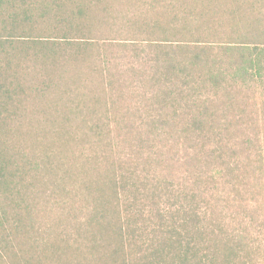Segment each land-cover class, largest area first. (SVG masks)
<instances>
[{
    "label": "trees",
    "instance_id": "16d2710c",
    "mask_svg": "<svg viewBox=\"0 0 264 264\" xmlns=\"http://www.w3.org/2000/svg\"><path fill=\"white\" fill-rule=\"evenodd\" d=\"M62 32L81 33L72 28ZM183 33L189 32L182 29L175 34ZM232 36L235 39L222 44L158 42L146 45L147 52L140 49L150 54L151 80L161 89L159 104L172 109L173 122L186 123L180 133L202 132L214 122L215 113L203 99L204 92L200 95L201 86L214 96L224 85L237 83L264 91V29H239ZM100 51L94 43L68 37L0 40V264H245L252 260L243 251V235L227 232L228 223L222 222L226 217L210 204L204 208L196 201L201 187L177 195L172 185L163 189L147 178L141 180L136 166L121 158L115 162L113 152L108 153L110 125L100 118L91 123V117L99 116L94 106L76 104L67 113L84 116L85 110L90 116L89 137L103 152L94 157L95 164L103 162L95 178H79L63 169L56 139L62 126H52L59 131L48 144L40 139L38 130L42 136V125L55 119L46 118L39 129L33 125L36 114L48 113L37 100H51L56 90L60 101L69 95L66 86L60 87L67 79L66 63L100 56ZM25 61L35 66L33 72L29 67L25 72ZM94 101L98 103L97 97ZM104 116L109 118L108 112ZM223 148L222 141L214 143L213 159L222 161L232 153L230 161L222 164L235 165L232 149L225 153ZM69 177L80 180L77 188L67 185ZM219 177L212 173L209 183ZM70 193V205L64 199L60 204L65 206V218L42 227L40 220L50 212L42 201ZM180 196L182 203H172ZM54 228L58 233L48 232Z\"/></svg>",
    "mask_w": 264,
    "mask_h": 264
},
{
    "label": "rangeland",
    "instance_id": "374dc122",
    "mask_svg": "<svg viewBox=\"0 0 264 264\" xmlns=\"http://www.w3.org/2000/svg\"><path fill=\"white\" fill-rule=\"evenodd\" d=\"M67 28L81 33L66 35L62 31ZM254 28L264 29V0H3L0 4L1 41L68 37L101 48L100 56L66 63L63 73L67 79L60 87L66 86L69 95L60 101V90H56L51 100L36 102L48 113L36 114L33 125L39 129L46 118L55 119L42 125V136L38 130L41 140L48 144L59 131L52 126H62L56 139L63 169L86 179L101 171L103 162L95 164L94 157L103 152L89 137L90 116L85 110L84 116L67 113L76 104L94 106L99 116L91 117V123L100 118L110 125L108 153L113 152L115 162L121 158L136 166L141 180L147 178L163 189L172 185L175 194L201 187L202 195L196 197L201 207L210 204L226 217L222 222L228 223V233L245 238L243 251L252 259L245 264H264V91L237 83L224 85L214 96L201 86L200 95L204 92L203 99L214 111V122L202 132L180 133L186 123L173 122L172 109L159 104L161 89L151 80L152 62L145 53L146 45L158 42L222 44L235 39V31ZM182 29L189 33L175 34ZM22 67L25 72L28 67L32 72L35 69L27 61ZM220 141L225 153H230L228 149L234 152L235 165L222 164L230 161L232 153L222 161L213 159L210 152ZM215 172L220 177L211 184L209 178ZM72 177L67 185L77 188L80 180L72 181ZM72 196L57 194L50 202L42 201L50 212L40 220L41 226L50 228L64 219L61 200L70 205ZM181 199L170 198L169 204L182 203ZM48 232L55 235L58 230Z\"/></svg>",
    "mask_w": 264,
    "mask_h": 264
}]
</instances>
